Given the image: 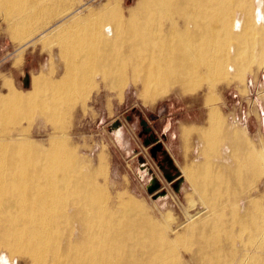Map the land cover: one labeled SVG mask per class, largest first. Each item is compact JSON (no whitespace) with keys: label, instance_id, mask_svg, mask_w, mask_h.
<instances>
[{"label":"bare ground","instance_id":"1","mask_svg":"<svg viewBox=\"0 0 264 264\" xmlns=\"http://www.w3.org/2000/svg\"><path fill=\"white\" fill-rule=\"evenodd\" d=\"M55 5L57 0H0V20L15 28L12 39L23 46L55 31L69 56L62 80L40 78V89L53 93L45 101L62 92L69 104L84 100L97 86L94 75L119 95L130 83L141 86L145 104L175 90L188 95L206 88V125L183 130V139L198 138L206 156L200 166L213 164L212 148L223 142L237 152L236 163H216L219 173L210 182H193L204 201L215 202H204L182 230L166 231L138 202L105 195L95 173L79 169L76 153L57 135L46 149L23 133H1L0 249L26 255L33 264H264V200L258 191H243L264 173V143H251L246 129L233 132L214 94L220 79L243 81L264 64V0H138L127 15L117 6L83 18L79 10L64 11L62 23L49 32L35 29V12ZM75 26L81 29H68ZM6 84L4 120L28 110L33 99L15 96ZM45 101L39 105L43 118L62 114L57 104L49 112ZM220 127L228 134H217ZM230 193L232 203L214 206ZM2 262L11 264L5 256Z\"/></svg>","mask_w":264,"mask_h":264},{"label":"rangeland","instance_id":"2","mask_svg":"<svg viewBox=\"0 0 264 264\" xmlns=\"http://www.w3.org/2000/svg\"><path fill=\"white\" fill-rule=\"evenodd\" d=\"M137 1L57 0L54 7H45L41 13L35 12L38 21L35 29L49 32L50 28L62 23L64 11L79 10V17L83 18L91 12L102 14L117 6L127 15ZM14 29L10 30L0 20V97L9 93L6 84L9 82L15 96L33 99L28 110L13 112L5 120L0 111V134L23 133L30 141L38 142L46 149L57 135L67 150L76 153L79 169L84 173H95L94 181L102 185L104 193H107L105 195L113 200L138 202L146 215L153 217L163 230H182L191 217L202 212V205L207 200L204 201V196L195 191L193 182L207 184L212 175L219 173L216 163L230 167L235 165L234 158L237 156L235 149L223 142L212 148L213 164L210 165L213 168L207 169L205 177L193 180L182 174L185 166L197 164L206 157L199 148L197 137L193 136L185 144L181 135L184 125H206L209 111V105L204 100L206 88L188 95H181L175 90L151 104H145L141 86L135 87L130 83L119 95L114 89L104 88L102 78L94 75L92 80L97 82V86L90 88L85 103L83 99H77L70 105L69 96L63 92L45 101L53 93L47 88L40 89V78L52 83L62 80L69 56L61 52L55 31L37 42H26L22 46V43L12 39ZM261 68L248 73L243 81L235 77L230 81L220 79L221 84L217 82L214 89V94L219 96L217 109L221 115L234 125L236 132L242 133L246 129L248 140L258 147L264 143V64ZM26 73L31 76V84L27 88L22 83ZM44 101L49 112L50 105L57 104L62 114L53 120L43 118L39 105ZM68 105L72 112L67 109ZM217 134L226 135L228 129L220 127ZM158 145H161L160 149L156 148ZM260 158L264 172V158ZM249 189L258 191L264 200V173L255 184L250 186L247 183L243 191ZM233 199L230 193L228 198L214 206H227ZM211 202L215 201L211 199L206 203ZM4 256L11 264H33L26 255L11 253L8 249H0V264ZM38 264L53 263L45 261Z\"/></svg>","mask_w":264,"mask_h":264},{"label":"crops","instance_id":"3","mask_svg":"<svg viewBox=\"0 0 264 264\" xmlns=\"http://www.w3.org/2000/svg\"><path fill=\"white\" fill-rule=\"evenodd\" d=\"M191 127H194L197 128V129H200V128H203V127H196V126H193V125H184L181 129V135L183 137V130L185 129H191ZM230 129V128H229ZM235 130L233 129V132ZM183 142L185 144H187L185 142V140L182 138ZM189 142V141H188ZM187 169L185 171L182 172L183 175H187V177H190L192 178L193 180H196V179H199L201 177H205L206 175H204V173H206L207 169H210V164H205L203 166H200L198 163H194V164H190V165H187L185 166Z\"/></svg>","mask_w":264,"mask_h":264},{"label":"water","instance_id":"4","mask_svg":"<svg viewBox=\"0 0 264 264\" xmlns=\"http://www.w3.org/2000/svg\"><path fill=\"white\" fill-rule=\"evenodd\" d=\"M22 83H23V86H24L25 88H27V87L30 86V84H31V76L29 75V73H26V74L24 75V77L22 78ZM146 130H147V131H150V128H146ZM156 148H157V149H160V148H161V145H158Z\"/></svg>","mask_w":264,"mask_h":264}]
</instances>
